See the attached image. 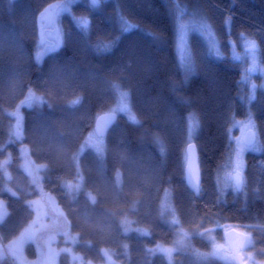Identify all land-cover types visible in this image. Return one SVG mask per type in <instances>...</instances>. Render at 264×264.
I'll list each match as a JSON object with an SVG mask.
<instances>
[{"label":"trees","instance_id":"16d2710c","mask_svg":"<svg viewBox=\"0 0 264 264\" xmlns=\"http://www.w3.org/2000/svg\"><path fill=\"white\" fill-rule=\"evenodd\" d=\"M71 1L0 0V201L7 210L0 264H36L43 250L45 260L66 232L78 235L74 251L94 263L108 248L121 264H223L207 253L228 228L249 234L264 262V87L251 96L236 57L245 40L255 41L264 68V0H101L97 9L79 2L73 16L88 27L63 15L62 46L35 60L37 16ZM180 27L187 30L185 65ZM121 93L136 120L116 114L102 149L85 147L95 119ZM35 95L43 103L25 108ZM9 111L22 114L21 136ZM247 119L261 150L246 152L238 190L225 181L234 123ZM189 142L197 148L198 196L184 183ZM26 163L35 172L43 165L40 177ZM5 181L16 195L2 191ZM35 198L44 203V226L13 255L11 240L33 217L25 201ZM158 245L175 250L171 263L154 251ZM57 264H70L69 256L61 253Z\"/></svg>","mask_w":264,"mask_h":264},{"label":"rangeland","instance_id":"374dc122","mask_svg":"<svg viewBox=\"0 0 264 264\" xmlns=\"http://www.w3.org/2000/svg\"><path fill=\"white\" fill-rule=\"evenodd\" d=\"M79 2H86L89 6L97 9L100 5L101 0H72L68 4L60 5L59 3H52L46 6L37 16V41L36 48L34 52L35 60H39L43 54H50L58 50L63 43V35L60 26V19L63 15H69L74 23L81 27H88V20L85 18H76L72 13V6ZM186 34L187 30L180 27L178 29L177 36V53L181 63L185 65L187 58V47H186ZM206 35L209 41L217 46V39L210 26L206 28ZM183 37V40L181 39ZM237 59L243 62V71L241 80L247 83L251 96L258 87H264V68H262L258 63L257 58V44L252 40L244 41V50L236 55ZM256 77L258 80H256ZM43 103V99L39 95H35L33 99L26 102L25 108L38 107ZM111 112L116 114H124L129 120L135 121L134 115L130 113L127 95L124 93L119 94L118 102L116 106L111 110ZM9 115L13 118L12 122V132L14 131L17 136L22 135V114H18L17 111H9ZM196 123L192 118L188 119V131L189 135L195 127ZM234 128L236 130L235 134L232 136V141L234 143V153L232 158L231 170L226 176V181L233 188L236 187L237 183L241 181L242 174L245 168V154L246 152H259L261 150L260 144L256 141L251 147H245L242 144L241 138L243 134L249 130L254 129V123L252 120H242L236 121L234 123ZM104 144L103 139L97 138L94 134H91L86 142L85 147L99 151L102 149ZM36 172L32 165L28 163L25 164L24 168L29 173V175H37L40 177L39 172L44 169L43 165H36ZM119 177V172L117 173ZM6 176V180H7ZM76 187L78 185H75ZM80 186V184H79ZM68 189V186L66 187ZM2 191L16 195V193L10 188L8 183L5 181L2 185ZM89 198L92 199L91 194H87ZM44 201L48 206L55 212H61L57 204L55 197L51 194H46ZM25 204L33 211L32 219L27 223V225L15 236L11 242L10 247L13 249V255H19L18 253L22 251L24 245L28 242L34 240L36 232L39 228L44 226V203L41 198L27 199ZM7 210L5 204L0 201V222L6 217ZM235 229V228H234ZM127 231L134 230L130 225H127ZM226 230H229L226 229ZM224 230V232L226 231ZM243 232L239 229H236ZM141 234H146V230H138ZM244 233V232H243ZM223 237V236H222ZM79 241L78 235L66 232L63 234V240L60 241L62 244L58 246H51L48 249L47 256L45 260L43 259L44 250L41 252L36 264H57L58 256L61 253H66L69 256L70 264H121L117 262L113 256V253L108 248H103L101 253L103 256V261L100 263H94L91 260H85L81 255L76 253L73 249L74 244ZM253 242L250 246L242 252L244 264H264L263 261L258 260L255 257V252L253 248ZM127 247V246H126ZM125 247V249H126ZM154 251L162 254L169 263L172 262V254L175 251L173 248L166 247L163 245H158ZM207 256L222 262L223 264H237L235 257L229 252L227 246L224 244V240L217 242L215 239H211V248L207 253ZM19 259V258H18ZM34 264V263H26Z\"/></svg>","mask_w":264,"mask_h":264},{"label":"water","instance_id":"95a60500","mask_svg":"<svg viewBox=\"0 0 264 264\" xmlns=\"http://www.w3.org/2000/svg\"><path fill=\"white\" fill-rule=\"evenodd\" d=\"M117 119L116 113L107 112L99 115L93 125V133L97 138L104 139L109 129ZM245 147H251L256 142V133L253 129L247 130L242 138ZM184 183L195 196L200 192L201 177L198 165V154L196 145L189 142L185 146ZM241 181L236 185L240 190ZM224 244L229 252L235 257L237 264H244L242 252L251 244V236L235 229H229L223 234Z\"/></svg>","mask_w":264,"mask_h":264},{"label":"snow or ice","instance_id":"6c2138e0","mask_svg":"<svg viewBox=\"0 0 264 264\" xmlns=\"http://www.w3.org/2000/svg\"><path fill=\"white\" fill-rule=\"evenodd\" d=\"M181 39L183 40V37Z\"/></svg>","mask_w":264,"mask_h":264}]
</instances>
